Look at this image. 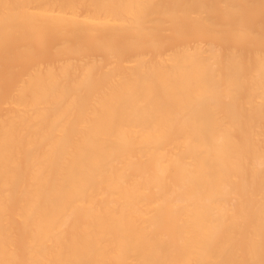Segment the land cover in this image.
<instances>
[{"label": "bare ground", "instance_id": "bare-ground-1", "mask_svg": "<svg viewBox=\"0 0 264 264\" xmlns=\"http://www.w3.org/2000/svg\"><path fill=\"white\" fill-rule=\"evenodd\" d=\"M0 264H264V0H0Z\"/></svg>", "mask_w": 264, "mask_h": 264}]
</instances>
